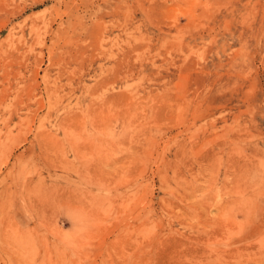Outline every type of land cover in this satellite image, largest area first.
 <instances>
[{
  "label": "rangeland",
  "instance_id": "1",
  "mask_svg": "<svg viewBox=\"0 0 264 264\" xmlns=\"http://www.w3.org/2000/svg\"><path fill=\"white\" fill-rule=\"evenodd\" d=\"M20 262L264 264V0H0Z\"/></svg>",
  "mask_w": 264,
  "mask_h": 264
},
{
  "label": "bare ground",
  "instance_id": "2",
  "mask_svg": "<svg viewBox=\"0 0 264 264\" xmlns=\"http://www.w3.org/2000/svg\"><path fill=\"white\" fill-rule=\"evenodd\" d=\"M29 259V258H28ZM48 261V260H47ZM19 264H21V262L19 263ZM30 264V263H29Z\"/></svg>",
  "mask_w": 264,
  "mask_h": 264
}]
</instances>
